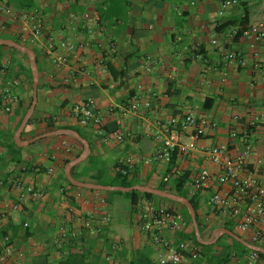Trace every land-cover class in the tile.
Wrapping results in <instances>:
<instances>
[{
  "label": "crops",
  "instance_id": "crops-1",
  "mask_svg": "<svg viewBox=\"0 0 264 264\" xmlns=\"http://www.w3.org/2000/svg\"><path fill=\"white\" fill-rule=\"evenodd\" d=\"M240 4L248 25L264 21V0H240ZM34 9L43 14L45 33L63 31L70 38L84 68L78 70L73 56L65 64H57L46 55L44 46L26 41L36 57L37 100L32 122L24 125L16 140L32 96V71L28 56L0 48V254L9 244L10 264L155 261L154 244L137 224L134 206L125 196L107 192L116 189L70 185L61 177L64 161L78 152L79 140L55 132L26 143L36 135L56 130L49 129L45 120L56 126H77L89 143V153L103 161L110 174L116 163L126 164L136 181L131 189H158L164 184V191L169 192L175 178L164 181L162 177L175 167L180 174H187L184 190L190 195L191 178L200 168H207L211 178L195 193L196 212L203 230L212 233L217 228L220 232L229 218L207 200L214 190H228L229 185L218 182L219 167L206 148L233 140L228 155L234 158L242 148L240 140L249 138L255 154L249 155L248 168L257 167L264 186V38L241 35L230 39L225 35L233 25L222 24L243 15L239 7L223 6L222 0H93L83 4L36 0ZM84 10L96 17L94 22L82 25L77 19L70 24L69 14L79 16ZM20 25L18 18L0 10V35L7 36L5 39L22 35ZM195 44L199 50L193 49ZM227 52L235 53L236 58L224 57ZM108 65L121 74L114 78ZM222 70L226 71L224 79ZM89 98L101 120L100 132L75 116L76 107ZM133 100L140 104L136 110L129 109ZM147 100L149 106L144 105ZM188 109H195L215 126L206 128L194 151L176 154L172 163L155 158L162 123ZM188 130L181 133L183 140H188ZM113 132H122L123 140H115ZM257 157L263 162L256 163ZM85 159L75 169L78 175L82 168H89ZM156 201L178 207L166 200ZM87 217L100 224L96 234L81 228ZM62 223L77 228L80 234L57 245L55 230ZM235 231L249 242L250 230L235 226ZM189 233L186 223L181 231H165L164 236L177 242L190 239L181 238ZM215 237L204 240L205 244L214 242ZM216 249L213 246L211 251ZM85 253L88 255L82 259ZM189 260L185 256L184 262ZM204 260L193 264H204Z\"/></svg>",
  "mask_w": 264,
  "mask_h": 264
},
{
  "label": "built area",
  "instance_id": "built-area-1",
  "mask_svg": "<svg viewBox=\"0 0 264 264\" xmlns=\"http://www.w3.org/2000/svg\"><path fill=\"white\" fill-rule=\"evenodd\" d=\"M73 1L83 4L93 0ZM222 5L238 6L241 13L244 14V7L240 4V0H222ZM0 10L20 20L23 40L28 41L33 46H44L46 55L60 65L65 64L69 57H75L78 70L83 71L84 65L80 61V56L75 53V47L70 38L63 31H59L58 34L44 32L42 12L37 9L19 11L2 2H0ZM77 19L82 22V25H86L94 22L96 17L88 10H84L79 16L73 12L69 14L70 24L76 22ZM236 33V25L230 26L225 31V35L230 39H233ZM242 35L254 39L264 38V21H257L248 25ZM43 37L45 41H43ZM57 49L60 51H57ZM193 49L199 50V44H195ZM224 57L233 60L236 58V54L227 52ZM240 62L243 63L244 61L240 60ZM146 68L150 69L149 64H147ZM221 74L224 79L226 71L222 70ZM149 104L148 100L144 102L145 106H149ZM139 105L137 100H133L129 105V109L136 110ZM75 116L84 123H92L99 132L101 131V120L93 108V100L91 98L76 107ZM213 126H215V123L212 120L200 116L195 109H188L181 115L169 117L162 123L161 143L155 150L154 157L170 162L173 153L184 156L194 151L197 147V140L205 133L206 128ZM187 129H189V138L188 140H183L181 133ZM111 136L117 141H122L124 138L122 132H113ZM233 137H235V133ZM240 141L243 144L242 148L234 158L228 155V145L233 140L206 148L205 152L209 158L219 167L218 182L221 185H229L228 190L221 188L214 190L209 195L207 202L212 208L232 219L239 230H250L252 235L249 242L261 246L264 243V186L258 175L257 167L248 168L249 155L255 154L253 144L249 138H242ZM261 162H263L262 158L257 157L256 163L259 164ZM178 175H180V170L174 167L163 175L162 179L168 181L171 177L176 178ZM210 178L211 172L207 168L197 170L191 178L189 194L193 195L197 191L202 190ZM20 184V182H17V186H20ZM28 190L35 193L31 187ZM134 209L137 224L149 235L154 244L155 261L153 264H193L194 261L205 258L200 248L191 239H181L175 242L164 236L165 231H181L186 225V221L179 209L155 204L145 197L137 199ZM81 228L88 234H96L100 231V224L91 217H87L82 220ZM79 234L80 232L77 228L62 223L55 230L54 243L60 245L69 238L79 237ZM10 251V245L6 244L3 254H0V264H10L7 260ZM186 253L190 258L188 262H184ZM221 264H264V257L259 254V251L249 249L244 253L231 252L227 260Z\"/></svg>",
  "mask_w": 264,
  "mask_h": 264
},
{
  "label": "trees",
  "instance_id": "trees-1",
  "mask_svg": "<svg viewBox=\"0 0 264 264\" xmlns=\"http://www.w3.org/2000/svg\"><path fill=\"white\" fill-rule=\"evenodd\" d=\"M0 2L4 3L5 5L11 6L17 10H31V9H34L36 7V0H0ZM227 25H236L237 26V33L235 34L234 39H238L242 35L243 31L248 26L247 13L245 12L243 15H239L232 22H225L224 24H222L223 27H225ZM0 38H7V36L1 34ZM11 39L15 40L16 42L21 43L25 46H28V43L22 39L21 35L12 37ZM3 47H7L11 51H14V52H20L27 58L26 53L21 52L20 50L14 48L12 46H9L7 44H0V48H3ZM35 62H36V57H35ZM29 70L31 71L30 67H29ZM108 70L110 71V73L112 74V76L114 78H117L118 75L121 74V72H116V70L111 65H108ZM30 79L32 81L31 75H30ZM31 98H32V96H30V101H31ZM29 104H30V102H29ZM204 106L208 107L206 105H204ZM25 111H26V109H25ZM45 121H46V125L49 129H57V128L74 129L81 136L85 137V135L78 129L77 126H74V125L56 126L52 121H49V120H45ZM31 122H32V117H30L28 119L27 124H30ZM73 140H75V139L73 138ZM13 145L15 146V148H18L14 143H13ZM79 153H80V150H78V152L75 154L74 157H76ZM174 156H175V153L172 154V157L170 159V163L173 162ZM68 161H69V159H66L64 161V164L67 163ZM85 161L89 164V168H86V167L82 168L80 175H78L76 173L75 169L78 168L82 162L77 163L76 165H74L71 168V174L75 179L86 181V182H93V183H97V184H101V185H117V186H121V187H131V186L136 184V181L130 175L129 169L124 164L116 163L114 173L110 174L108 172L106 166L104 165V162L96 159L91 153H89L87 155ZM89 171H92V172H89ZM61 177L68 184L73 185L67 180L63 171L61 173ZM186 179H187L186 173H182V174L178 175L173 180V181H175V183L172 182L170 184L168 191L175 193V194H178V195H181V196H184L190 201L191 205L193 206V208L195 210V216H196V221L198 224V230H199V232H201L203 227H202V224L200 223V221L198 219V215L196 212L197 208H198L197 195L196 194L188 195L187 192L184 190V185H185ZM158 189L165 190L164 184H160L158 186ZM107 192L112 194V195L125 196L129 200V204L131 205V207H133L135 205V202L137 201V199L140 196H143L149 200H154L155 204H158V201H156L158 199L159 200L174 201V200L169 199L167 197L158 196L157 194H154L152 192L141 191L139 189H129V190L116 189V190H108ZM174 202L181 205L180 212L183 215V218L185 219L186 223L190 225L191 224V217H190V214H189L186 206L177 202V201H174ZM169 208H171V207H169ZM234 225L235 224H234L233 220L229 219L222 224V227L229 229L231 231H234L236 233ZM181 236H182L181 238H183V237L188 238L189 237L196 245L200 246L201 249L203 250V251L200 250L203 255H208L210 253L208 261L211 262V260H214L216 262V264H221L222 262L226 261L231 252L244 253V252L249 250V248L246 247L245 245H243L241 242H239L235 238H233V237H231L225 233L218 236L214 242L207 243V244L201 243L197 240V238L195 236V232L193 230V227H192L191 234L190 233L189 234H183ZM226 239H229L230 242L227 241ZM213 246H216L217 249L215 251H213V253H212L211 249ZM259 254L262 257H264L263 252H259ZM87 255H88L87 253L81 254L82 257L81 256L80 257L83 259V258H86ZM186 256H188L187 253H186ZM60 264H67V263L63 262Z\"/></svg>",
  "mask_w": 264,
  "mask_h": 264
},
{
  "label": "water",
  "instance_id": "water-1",
  "mask_svg": "<svg viewBox=\"0 0 264 264\" xmlns=\"http://www.w3.org/2000/svg\"><path fill=\"white\" fill-rule=\"evenodd\" d=\"M0 44H7L9 46H12V47L26 53L28 56L30 66H31V71H32V98H31L30 104H29L25 114L23 115V117L19 123L17 131L15 133V138H16V140H18L20 131L24 127V125L27 123L28 119L30 118V116L34 110L36 100H37V79H38L37 66H36V62H35L34 52L31 48H29V47H27L21 43H18L15 40L5 39V38H0ZM55 132H62V133L69 134L73 138L79 140L82 144V147H83L82 150L80 151V153L76 157L69 160L65 164V167H64V175L71 184L76 185V186H82V187H87V188H97V189H124V190H128V189L133 188V186L132 187H121V186H117V185H101V184H97V183H93V182H86V181L75 179L71 174V168L86 158V156L89 153V143L84 137H82L74 129H67V128L56 129V130H53L50 132H46L43 134L36 135V136L26 140V143H31V142L35 141L36 139L42 138L44 136H47L48 134L55 133ZM137 187L142 191L152 192V193L157 194L159 196L167 197L169 199H172L174 201H177V202L185 205L189 214H190L191 221H192L194 231H195V236H196L197 240L201 243L206 242V241L202 240L199 236V230H198V224L196 221L195 210H194L193 206L191 205L190 201L186 197L172 193V192L160 190V189H153V188H149V187H145V186H137ZM223 233L228 234L229 236L235 238L236 240L241 242L243 245H245L249 249H255L259 252L264 253V247L263 246L254 245V244L244 240L243 238H241L234 231H231V230L226 229V228H221L220 232L215 237V239Z\"/></svg>",
  "mask_w": 264,
  "mask_h": 264
},
{
  "label": "rangeland",
  "instance_id": "rangeland-1",
  "mask_svg": "<svg viewBox=\"0 0 264 264\" xmlns=\"http://www.w3.org/2000/svg\"><path fill=\"white\" fill-rule=\"evenodd\" d=\"M28 47V46H27ZM29 106V105H28ZM27 106V107H28ZM82 144L81 143H79V147H78V150H82ZM166 202H168V203H170V202H173V203H175L174 201H167L166 200ZM164 205H166V206H168L169 204H166L165 203V201H164V203H163ZM176 204V206H178V207H175V206H173V205H169V206H171V207H175L176 209H178L179 208V210H181V205L180 204H178V203H175ZM192 227H193V224H192V221H191V224H190V234H191V232H192ZM193 230H194V227H193ZM195 232V231H194ZM218 233H219V231L217 230V228H215V230H214V232H212L211 233V230H208V229H206V230H203L202 229V231L201 232H199V236H200V238L202 239V240H211L212 238H214L215 236H217L218 235ZM212 235V237H210ZM227 241H229V239H226ZM230 242V241H229ZM198 246V245H197ZM199 248H200V250H202L201 249V247L200 246H198ZM212 250V249H211ZM203 251V250H202ZM212 253H213V251H212ZM208 254V253H207ZM210 254V253H209ZM209 254L208 255H206V257L204 258L205 260L203 261L204 262V264H216V262L214 261V260H211V262L210 261H208V258H209ZM207 260V261H206ZM200 261V260H199Z\"/></svg>",
  "mask_w": 264,
  "mask_h": 264
}]
</instances>
